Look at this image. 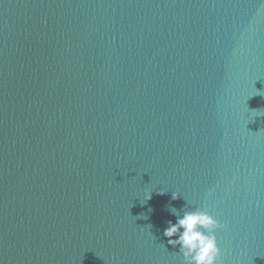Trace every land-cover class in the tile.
Returning a JSON list of instances; mask_svg holds the SVG:
<instances>
[{
	"label": "water",
	"instance_id": "obj_1",
	"mask_svg": "<svg viewBox=\"0 0 264 264\" xmlns=\"http://www.w3.org/2000/svg\"><path fill=\"white\" fill-rule=\"evenodd\" d=\"M184 198L264 264V0H0V264H182Z\"/></svg>",
	"mask_w": 264,
	"mask_h": 264
},
{
	"label": "clouds",
	"instance_id": "obj_2",
	"mask_svg": "<svg viewBox=\"0 0 264 264\" xmlns=\"http://www.w3.org/2000/svg\"><path fill=\"white\" fill-rule=\"evenodd\" d=\"M253 113L260 115L256 111ZM157 194L164 195L165 192L161 190ZM180 195L179 192H174L172 200H179ZM151 198V191L146 190L145 200ZM186 201L181 210L169 206V211L176 220L167 222L163 236L167 238L168 245L178 248L177 254L183 257L182 264H221V249L216 233L225 230L227 225L221 224L205 207Z\"/></svg>",
	"mask_w": 264,
	"mask_h": 264
}]
</instances>
